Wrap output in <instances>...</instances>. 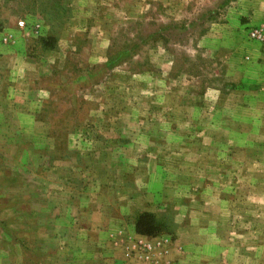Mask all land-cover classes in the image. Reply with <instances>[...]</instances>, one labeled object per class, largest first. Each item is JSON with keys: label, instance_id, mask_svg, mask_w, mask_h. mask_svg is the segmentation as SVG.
Listing matches in <instances>:
<instances>
[{"label": "rangeland", "instance_id": "374dc122", "mask_svg": "<svg viewBox=\"0 0 264 264\" xmlns=\"http://www.w3.org/2000/svg\"><path fill=\"white\" fill-rule=\"evenodd\" d=\"M0 264H264V0H0Z\"/></svg>", "mask_w": 264, "mask_h": 264}, {"label": "built area", "instance_id": "2783aa9c", "mask_svg": "<svg viewBox=\"0 0 264 264\" xmlns=\"http://www.w3.org/2000/svg\"><path fill=\"white\" fill-rule=\"evenodd\" d=\"M20 25H22V23H20Z\"/></svg>", "mask_w": 264, "mask_h": 264}]
</instances>
